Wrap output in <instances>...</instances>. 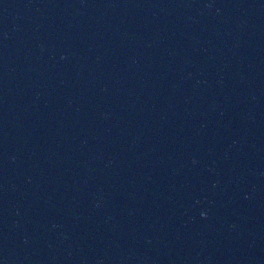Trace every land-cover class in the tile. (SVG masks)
Wrapping results in <instances>:
<instances>
[{
	"label": "water",
	"instance_id": "95a60500",
	"mask_svg": "<svg viewBox=\"0 0 264 264\" xmlns=\"http://www.w3.org/2000/svg\"><path fill=\"white\" fill-rule=\"evenodd\" d=\"M0 264H264V0H0Z\"/></svg>",
	"mask_w": 264,
	"mask_h": 264
}]
</instances>
